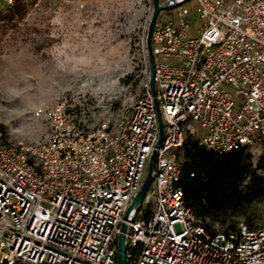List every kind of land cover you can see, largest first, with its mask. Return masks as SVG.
Segmentation results:
<instances>
[{
  "label": "built area",
  "instance_id": "built-area-1",
  "mask_svg": "<svg viewBox=\"0 0 264 264\" xmlns=\"http://www.w3.org/2000/svg\"><path fill=\"white\" fill-rule=\"evenodd\" d=\"M186 1L154 22V91L127 121L87 131L56 105L34 111L43 141L0 132V264H118L122 223L126 264H264V222L209 232L178 187L187 120L217 153L264 143V0Z\"/></svg>",
  "mask_w": 264,
  "mask_h": 264
},
{
  "label": "rangeland",
  "instance_id": "rangeland-1",
  "mask_svg": "<svg viewBox=\"0 0 264 264\" xmlns=\"http://www.w3.org/2000/svg\"><path fill=\"white\" fill-rule=\"evenodd\" d=\"M195 3L188 0L184 5L195 11ZM153 6L154 0H35L22 20L1 21L4 141L45 140L48 126L34 115L38 107L62 105L87 131L104 119L114 125L127 121L147 83L146 34ZM174 8L160 10L156 18L168 20ZM184 131L199 141L203 135L192 120L186 121ZM245 149L250 171L264 178V143ZM244 215L262 224L264 198L247 205ZM244 215L237 220L243 221Z\"/></svg>",
  "mask_w": 264,
  "mask_h": 264
},
{
  "label": "trees",
  "instance_id": "trees-1",
  "mask_svg": "<svg viewBox=\"0 0 264 264\" xmlns=\"http://www.w3.org/2000/svg\"><path fill=\"white\" fill-rule=\"evenodd\" d=\"M34 2L15 0L11 8L0 9V21L22 20L28 4ZM245 151L240 148L217 153L199 140L185 136L179 152L178 187L183 191L184 203L202 219L209 232L234 228L245 207L264 198V178L250 171ZM243 222L250 228L257 226L250 215H244Z\"/></svg>",
  "mask_w": 264,
  "mask_h": 264
},
{
  "label": "water",
  "instance_id": "water-1",
  "mask_svg": "<svg viewBox=\"0 0 264 264\" xmlns=\"http://www.w3.org/2000/svg\"><path fill=\"white\" fill-rule=\"evenodd\" d=\"M184 1L185 0H167L166 2L162 4H159L158 0H154L153 11H152V15L149 21L147 34H146V50H147V59H148V67H149L148 80H149L150 88L152 91H154V81H153L154 57H153V53L151 49V33H152L153 26H154V22L160 10L167 8L170 4L172 6H178L182 4ZM157 113H158V118H159V128L161 130L162 122H161L160 112L158 108H157ZM152 159H153V154L150 157V161L148 163V169L143 179V182L141 184V187L138 190V192L135 194V196L133 197L132 202L128 208L127 214L132 208L137 207L141 203L146 191L148 190L150 186V183L152 181ZM125 230H126V225L122 223L121 228H120V233L118 236V253H117L118 264H126L125 243H124Z\"/></svg>",
  "mask_w": 264,
  "mask_h": 264
}]
</instances>
